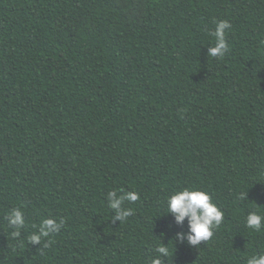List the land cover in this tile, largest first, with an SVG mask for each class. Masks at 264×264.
<instances>
[{
    "label": "trees",
    "instance_id": "trees-1",
    "mask_svg": "<svg viewBox=\"0 0 264 264\" xmlns=\"http://www.w3.org/2000/svg\"><path fill=\"white\" fill-rule=\"evenodd\" d=\"M183 188L224 212L198 247L164 214ZM114 190L139 196L121 222ZM249 212L264 216V0H0V264H151L157 246L162 264H246L264 252ZM46 218L63 225L29 242Z\"/></svg>",
    "mask_w": 264,
    "mask_h": 264
},
{
    "label": "clouds",
    "instance_id": "clouds-1",
    "mask_svg": "<svg viewBox=\"0 0 264 264\" xmlns=\"http://www.w3.org/2000/svg\"><path fill=\"white\" fill-rule=\"evenodd\" d=\"M230 28L226 20L216 22L214 29L215 44L207 48V55L213 58H222L228 51V44L225 40V30ZM246 198V193H242L239 199ZM139 196L135 192L109 191L107 201L109 207L114 211V221H123L132 215L131 208H125L124 202H135ZM164 214H170L176 225H183L187 221V230L178 231L174 235L177 242H187L189 246L198 247L201 241H208L213 236V229L218 227L224 219V212L210 195L200 189L183 188L175 191L166 200ZM25 217L19 209H12L7 214V226L12 229V237H18L20 230L25 227ZM63 221L53 218L43 219L38 231L28 237V241L33 244H41L43 238L60 230ZM245 226L248 229L261 231L264 226V216L257 212H249L245 218ZM47 247V244L44 245ZM157 257L153 258L151 264H162V257H167L169 249L157 246ZM246 264H264V252L254 254L247 258Z\"/></svg>",
    "mask_w": 264,
    "mask_h": 264
}]
</instances>
